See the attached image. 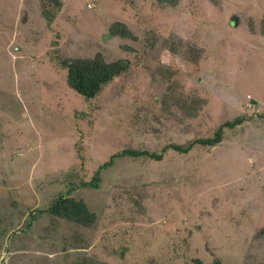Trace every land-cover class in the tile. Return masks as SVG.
I'll return each instance as SVG.
<instances>
[{
  "label": "rangeland",
  "instance_id": "1",
  "mask_svg": "<svg viewBox=\"0 0 264 264\" xmlns=\"http://www.w3.org/2000/svg\"><path fill=\"white\" fill-rule=\"evenodd\" d=\"M61 2L49 22L51 0H0V264H264V0ZM115 21L137 39L110 37ZM172 37L177 96L196 98V115L158 72ZM98 52L132 67L87 99L57 55ZM239 116L214 146L163 152ZM125 148L163 159L115 157L86 185ZM60 194L84 199L95 224L54 219Z\"/></svg>",
  "mask_w": 264,
  "mask_h": 264
},
{
  "label": "trees",
  "instance_id": "2",
  "mask_svg": "<svg viewBox=\"0 0 264 264\" xmlns=\"http://www.w3.org/2000/svg\"><path fill=\"white\" fill-rule=\"evenodd\" d=\"M51 2L54 4V8L44 9V16L49 20V22L53 21L56 18L57 13L62 7L61 0H51ZM159 2L161 4L168 3L171 5H176L178 3V0H159ZM109 36H119L123 39H137V36L134 34V32L123 21H115L110 25ZM179 44L180 40L175 39L173 37L164 40L163 58L165 60V64L159 68L158 72L165 81H170L168 85L170 89L168 97L178 101L181 100L184 106L186 107V110L189 111V114L196 115L197 113L195 111L199 106V102L197 101V99L192 96L190 98H185L179 95L177 96V94L179 93H177L176 91L175 85L177 83L174 78L182 71V66L177 60V56L179 54ZM123 47L130 50L132 49L127 45H124ZM202 51L203 50L200 48H192L187 51V53L185 54V58L192 63H197L200 56L202 55ZM57 61L58 65L61 68L65 69L67 72L66 78L69 87L80 95H83L87 99H91L98 96L103 91V89L107 85H109L115 78L128 72L132 67V61L128 58H118L116 60L109 61L106 59L105 55L102 52L96 53L93 57H62L58 54ZM243 120V116L228 120L222 125H220L215 131L214 135L211 137L194 139L189 142L188 145L172 143L165 146L163 152H165L169 148H172L175 151L188 153L195 145L214 146L222 141L226 128L235 127L236 125L241 124ZM163 152L157 153L150 152L149 150L145 149L141 150L135 148H125L113 154L110 160L100 165V167L95 171L92 180L86 182V185L98 187L101 170L112 165L115 157L145 156L151 159L162 160ZM47 212L54 219H65L79 226L91 227L97 221L96 212L92 211L89 208L87 202L84 199H78L71 195H58L52 200L51 205L47 208ZM74 238L78 241L82 240V237L79 235L74 236ZM76 264L98 263L86 256L80 258L76 262ZM193 264L205 263L200 258H195L193 260ZM211 264L229 263L221 259H216Z\"/></svg>",
  "mask_w": 264,
  "mask_h": 264
},
{
  "label": "water",
  "instance_id": "3",
  "mask_svg": "<svg viewBox=\"0 0 264 264\" xmlns=\"http://www.w3.org/2000/svg\"><path fill=\"white\" fill-rule=\"evenodd\" d=\"M231 21L234 22L236 25H239L240 24V17H239V15L238 14L233 15Z\"/></svg>",
  "mask_w": 264,
  "mask_h": 264
}]
</instances>
